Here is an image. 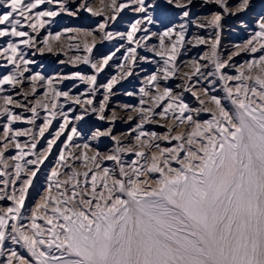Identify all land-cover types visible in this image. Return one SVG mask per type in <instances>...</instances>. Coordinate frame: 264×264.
Instances as JSON below:
<instances>
[{
  "label": "snow or ice",
  "instance_id": "1",
  "mask_svg": "<svg viewBox=\"0 0 264 264\" xmlns=\"http://www.w3.org/2000/svg\"><path fill=\"white\" fill-rule=\"evenodd\" d=\"M0 40V264H264V0H0Z\"/></svg>",
  "mask_w": 264,
  "mask_h": 264
},
{
  "label": "rangeland",
  "instance_id": "2",
  "mask_svg": "<svg viewBox=\"0 0 264 264\" xmlns=\"http://www.w3.org/2000/svg\"><path fill=\"white\" fill-rule=\"evenodd\" d=\"M90 2H92L95 5L97 3V0H90ZM200 14L204 15L206 13H200ZM94 19L95 18L90 17V14H82V16L79 19L64 17L58 25L54 26V31L59 30L61 27H94L95 26V24L93 22ZM224 23H225V30L223 33L222 44L226 48H230L232 44L239 42V40L241 38H246L245 33L238 30L237 21L235 19H228ZM120 30H124V28L121 26ZM190 31H195V29L193 28ZM200 34H204V33L201 32ZM0 42H2V40H0ZM98 47H99V45H98ZM203 50H204L203 46H200L199 48H192L189 51L187 56H183L181 58L190 60L193 56L199 55ZM246 58L247 57H245L242 54L240 57L235 58V62L236 63H242L243 60ZM34 59H36L39 62V64H42L44 66V70L48 74H52L53 72L69 73V72L77 71V70L84 71V72L90 71V69L86 65H80L78 67H74L72 65L59 63V61L66 59V57L62 53L59 55H53V54L46 53L43 56L37 55L36 57H34ZM185 70H187V69H185ZM132 83L135 84L136 88L139 87L138 81H133ZM170 83H172L174 86L176 84H179L180 80L174 79ZM66 84H67V82H66ZM68 86H70V85H68ZM84 87H85L84 85H81L80 88L77 89L76 91H83ZM123 90H132V85H130L128 82H125L123 85ZM186 95H188L189 100L192 101L194 104V100H193V98H191L190 94H186ZM119 99L123 103H136L138 101V98H129V97L122 96V95L119 97ZM91 123L92 122H90V125H91ZM100 123L101 122H96V126H100ZM23 126H27V125H23ZM157 130L162 131V129H157ZM119 131H121V132L127 131V126L126 125H120ZM111 146H112L111 143H107V147L110 148ZM102 150H107V149L104 148ZM51 159H53V158L50 157V160ZM45 163H46V165L48 164L47 161ZM42 183H43V177L41 176L40 177V185H42ZM40 185H37L36 191L30 190L29 200L26 202L27 206L30 207L31 204L38 198L39 191H40Z\"/></svg>",
  "mask_w": 264,
  "mask_h": 264
}]
</instances>
